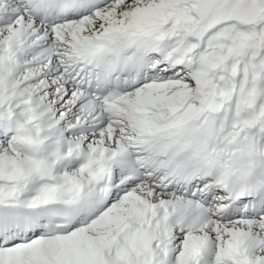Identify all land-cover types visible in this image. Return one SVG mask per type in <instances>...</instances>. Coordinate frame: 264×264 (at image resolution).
Instances as JSON below:
<instances>
[{
	"label": "snow or ice",
	"instance_id": "1",
	"mask_svg": "<svg viewBox=\"0 0 264 264\" xmlns=\"http://www.w3.org/2000/svg\"><path fill=\"white\" fill-rule=\"evenodd\" d=\"M0 264H264V0H0Z\"/></svg>",
	"mask_w": 264,
	"mask_h": 264
}]
</instances>
